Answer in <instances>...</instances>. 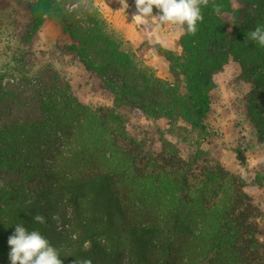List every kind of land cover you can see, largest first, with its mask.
<instances>
[{"label": "trees", "instance_id": "1", "mask_svg": "<svg viewBox=\"0 0 264 264\" xmlns=\"http://www.w3.org/2000/svg\"><path fill=\"white\" fill-rule=\"evenodd\" d=\"M213 3L222 6L221 15ZM72 4L28 0V37L46 22L59 26L71 41L68 50L102 81L113 107L81 104L49 63L37 71L21 68L17 82L0 83V264H11L8 239L17 224L39 231L59 250L62 264L84 258L93 264H264V244L240 232L226 201L210 203L188 191L177 204L172 183L160 180L170 200L150 219L116 183L123 165L117 155L128 153L123 113L204 128L213 75L231 59L250 87L247 113L264 150V47L247 38L264 26V0H238L236 8L231 0H210L197 31L176 42L181 52L153 45L168 62L172 83L122 49L96 6ZM225 14L232 15L231 25ZM37 214L45 224L33 221Z\"/></svg>", "mask_w": 264, "mask_h": 264}, {"label": "rangeland", "instance_id": "2", "mask_svg": "<svg viewBox=\"0 0 264 264\" xmlns=\"http://www.w3.org/2000/svg\"><path fill=\"white\" fill-rule=\"evenodd\" d=\"M27 1L0 0V83L17 82L21 68L37 71L49 63L70 82L81 104L112 108V95L99 78L88 74L81 59L70 53L67 47L71 41L59 26L46 22L28 37ZM237 1L231 0L234 8ZM91 3L124 51L132 53L139 65L152 70L159 79L173 82L168 62L153 45L160 43L181 52L176 45L181 35L175 25L161 27L155 21L134 19L138 15L135 0H127L128 8L120 0H73L69 8ZM224 17L231 25L232 15ZM249 90L241 67L231 59L213 75L204 128L182 120L123 111V145L129 154L120 150L117 155L123 165L122 177L116 183L124 199L153 219V210L160 216L165 209L162 206L170 200L162 189L168 186L158 181H169L177 198L190 192L203 193L210 203L221 205L226 201V207L238 216L240 232L248 237L255 234V239L264 244V150L248 117ZM124 152L125 159L120 156ZM176 203L182 204L184 199Z\"/></svg>", "mask_w": 264, "mask_h": 264}, {"label": "clouds", "instance_id": "3", "mask_svg": "<svg viewBox=\"0 0 264 264\" xmlns=\"http://www.w3.org/2000/svg\"><path fill=\"white\" fill-rule=\"evenodd\" d=\"M128 8L127 0H120ZM210 0H135L138 15L146 21H155L157 26L175 25L176 33L183 35L195 33L198 22H203L202 7H207ZM154 9L157 13L154 15ZM216 15L222 14V6L213 3ZM260 47H264V26L257 25L247 37ZM31 203V201H29ZM52 219L59 223V216ZM33 221L45 224L46 218L37 214ZM9 260L11 264H62L59 250L36 230L29 231L24 225L17 224L14 233L9 237ZM74 264H93L90 258L75 259Z\"/></svg>", "mask_w": 264, "mask_h": 264}]
</instances>
